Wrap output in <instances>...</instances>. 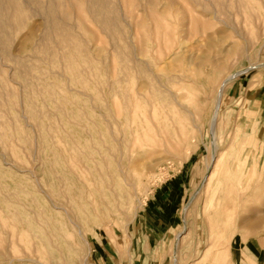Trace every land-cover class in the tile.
Returning <instances> with one entry per match:
<instances>
[{"label":"rangeland","instance_id":"374dc122","mask_svg":"<svg viewBox=\"0 0 264 264\" xmlns=\"http://www.w3.org/2000/svg\"><path fill=\"white\" fill-rule=\"evenodd\" d=\"M106 1L98 14L92 0H0V264H264V221L241 226L243 217L264 213V0ZM191 67L210 81L213 97L238 74L220 100L218 140L231 164L245 141L249 160L218 218L205 190L214 162L212 105L205 100L193 120L202 89L177 81ZM141 82L144 93L165 86L182 93L189 115L175 118L185 132L158 148L164 161L132 204L104 200L96 172L88 175L92 186L83 172L100 107L112 105L113 88L122 94ZM255 107L261 114L252 138ZM168 185L175 195L159 206L156 195ZM236 240L254 256L217 251Z\"/></svg>","mask_w":264,"mask_h":264},{"label":"bare ground","instance_id":"6f19581e","mask_svg":"<svg viewBox=\"0 0 264 264\" xmlns=\"http://www.w3.org/2000/svg\"><path fill=\"white\" fill-rule=\"evenodd\" d=\"M92 2H93L92 5H94V8L96 9L95 12L98 14H102L103 8L107 7L108 4V1L106 0H92ZM104 20L107 25L109 20L107 18H105ZM136 48L137 47L135 46L134 49L136 50V52H134L135 53L134 56H135V60L139 61L140 59L138 57L139 52L137 53ZM185 48L187 49V47ZM185 48L182 47L181 52H176L175 53L177 54L176 56L180 55L181 57L183 55L182 53L186 51ZM173 51L174 50H172V53L175 52ZM221 51H225V50H221ZM165 59H169V58L167 57ZM189 60H191V58ZM137 61H135L136 71L139 69V64ZM148 65L150 66V64ZM193 67H191V70L189 69L190 70L189 73L186 72L185 70L183 73L177 75V77L179 78V80L177 81L186 82V83L189 82L193 85L199 86L202 89L205 98L204 101L201 102L198 112H194V110H192L191 112L189 111L190 109L187 108L188 105L181 101V99H184V96H182V93L179 90L170 89L169 87L165 86L164 89L157 90V95L159 96L156 95L154 90L151 92V94L142 92L141 89L145 87L146 84L145 82H141L138 87L135 88L133 87L134 89L128 92L126 91V93H122V94L120 93V91H117L113 88L112 89L113 94L111 96L114 97V99L112 105L106 103L101 107L99 106L101 109L99 111L101 129L98 133V138L97 141H95L94 146L89 150L88 153H86L83 172L85 176V182L88 184V186L93 185L92 181L89 179L88 176L89 173L92 170L96 172L97 179H95L96 182L95 185L100 191L102 199L105 200L107 197H109V195H113L114 197L120 199L121 201L122 199L123 200L125 199L128 201V203L132 204V202L134 201L135 191L145 186L144 179L148 177L150 171L154 170L155 168H158L164 161V158L160 156L161 151H158V148L162 147L163 146L162 143H165V141L166 143H169L168 138L170 137H174L175 139L179 140L180 135L181 134L183 135V133L185 132L183 126L182 125L180 126V123L178 124V120L176 121L175 117L177 113L182 112L185 115H189L186 114V111H189V113L193 115V120L199 119L200 118L199 116L201 114L200 112L204 109L205 104L207 106L206 103L207 101L205 100H210L212 105V110L210 115L211 116L210 128H211V133L213 135L212 155L214 157V162L212 164L213 171L209 176H207V180H206L207 184L205 190L207 191V197L209 199L207 210L208 211L212 210L210 214L216 212L214 214V218H218L220 216L223 217V215L226 213L225 211L227 210V208L228 207L230 208L231 200H232L231 193L234 189V185H233L234 179L240 181L242 173H244V171L247 169L248 167L247 163L249 160V154H248L249 149L248 147L245 146V141H244L242 143L240 153H238L237 155L236 163L233 162L231 164V162L228 159L230 155L226 153L225 154L222 153L221 144L219 143L218 140V135H219L218 121L221 112L220 106L222 104L220 100H222L221 98L223 97V92L225 88L232 82V80L238 76V74L228 75L219 84L220 88H217L215 90L213 88L212 91L217 92V95L213 97V95L210 96V94H208L209 93L208 90L210 89L209 88L210 86H208V84L210 83V81L207 80L203 82L202 80H200ZM141 69L144 70V68ZM147 71L150 70L147 69ZM130 72H131V68H130ZM218 78L219 77L217 76V74L213 73V76L210 79L212 80L211 84H213V86L214 84L217 83V81H219ZM137 79H138V75H137ZM133 80L135 81V79H132V81ZM101 98L102 99L105 98L104 93L101 94ZM141 101H143L144 104H142ZM172 107H174L176 110L175 111L172 110ZM256 109L257 107H255V109H253L252 111L256 112V114L254 115L257 116L256 117L257 122H255L256 124L251 127V130H249V135L252 136V138H253V134L254 133L256 134V130L259 123L258 118L261 114L260 110L255 111ZM255 116L253 117L255 118ZM253 117L251 118L253 119ZM109 140L111 141V143H108ZM80 168L82 169V167ZM220 170L223 172L221 178L218 177ZM222 182L224 183V186H221ZM125 188L126 190H123ZM131 190L133 192H131ZM105 204L108 208L112 203L108 202ZM217 206H222V208L218 209ZM262 221H264V213H255L250 217L247 218L243 217L241 219V226L253 227L258 225ZM184 231L185 230H183L182 233H184ZM212 246H215V244H213ZM221 248H226L230 250L233 254L237 253L238 250L243 249L242 250L243 254L244 251H247L249 255L254 256V254L251 253L252 252L251 248L249 249V247L244 246L242 242L239 240H236L234 243L230 241L226 245H221V243H218L217 251H220ZM224 261L225 260H223V262Z\"/></svg>","mask_w":264,"mask_h":264},{"label":"crops","instance_id":"0c3cea01","mask_svg":"<svg viewBox=\"0 0 264 264\" xmlns=\"http://www.w3.org/2000/svg\"><path fill=\"white\" fill-rule=\"evenodd\" d=\"M173 184H174V183H173ZM181 184H182V183H180L179 181H177V183L175 184V187L178 188L179 186H181ZM173 191L175 192L174 188H172V185L165 186V187L162 189V191H161V192H163L164 194L159 193V195H156L155 203H156L157 205H159V206H161V205L165 206V202H168V201H167V198H168V197H169V198H172L173 195H175V194H173V193H174Z\"/></svg>","mask_w":264,"mask_h":264}]
</instances>
